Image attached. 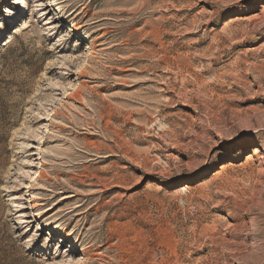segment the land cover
Masks as SVG:
<instances>
[{
  "label": "rangeland",
  "instance_id": "obj_1",
  "mask_svg": "<svg viewBox=\"0 0 264 264\" xmlns=\"http://www.w3.org/2000/svg\"><path fill=\"white\" fill-rule=\"evenodd\" d=\"M0 264H264V0H0Z\"/></svg>",
  "mask_w": 264,
  "mask_h": 264
},
{
  "label": "bare ground",
  "instance_id": "obj_2",
  "mask_svg": "<svg viewBox=\"0 0 264 264\" xmlns=\"http://www.w3.org/2000/svg\"><path fill=\"white\" fill-rule=\"evenodd\" d=\"M72 28H73V30H75V31L78 30V27H76L75 25H72ZM63 238L66 239V238H67V235H63Z\"/></svg>",
  "mask_w": 264,
  "mask_h": 264
}]
</instances>
